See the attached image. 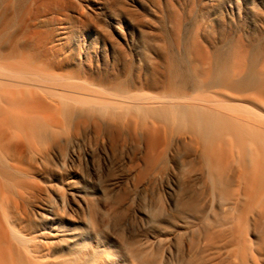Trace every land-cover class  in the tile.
I'll return each mask as SVG.
<instances>
[{
	"label": "rangeland",
	"instance_id": "374dc122",
	"mask_svg": "<svg viewBox=\"0 0 264 264\" xmlns=\"http://www.w3.org/2000/svg\"><path fill=\"white\" fill-rule=\"evenodd\" d=\"M11 17L9 30L26 21L28 34H40L58 75L93 87L121 82L131 92L167 94L173 65L184 79L175 86L191 92L207 71L224 85L226 66L242 53L249 74L264 63V0H13ZM78 106L55 138L25 146L19 164L7 162L21 164L28 174L18 180L31 186L17 222L49 247L53 263L102 243L124 264H138L129 255L137 245L177 264L186 219L178 201L203 177L182 152L158 157L162 144L150 150L147 134L118 111ZM7 194L0 190V201L12 203Z\"/></svg>",
	"mask_w": 264,
	"mask_h": 264
},
{
	"label": "bare ground",
	"instance_id": "6f19581e",
	"mask_svg": "<svg viewBox=\"0 0 264 264\" xmlns=\"http://www.w3.org/2000/svg\"><path fill=\"white\" fill-rule=\"evenodd\" d=\"M12 3L0 0V190L14 196L12 203L7 197L0 201V264H57L49 261V247L17 222L31 186L18 180L28 171L7 162L19 164L25 146L55 138L62 119L78 105L118 111L147 134L150 150L162 144L158 157L170 148L182 152L203 177L189 198L178 201L186 219L177 264H264V63L252 66L250 75L242 53L226 64L224 85L219 74L214 79L207 71L203 80L197 75L200 85L191 92L175 86L183 76L173 65L168 81L174 87L167 94L131 92L121 82L93 87L58 75V62L46 56L38 32L28 34L26 21L9 30ZM202 81L216 87L204 88ZM129 255L138 264H162L147 247L134 246ZM58 264L124 261L101 243Z\"/></svg>",
	"mask_w": 264,
	"mask_h": 264
}]
</instances>
